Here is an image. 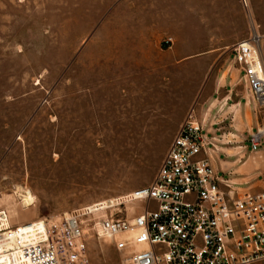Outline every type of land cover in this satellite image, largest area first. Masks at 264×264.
I'll list each match as a JSON object with an SVG mask.
<instances>
[{"label":"rangeland","instance_id":"rangeland-1","mask_svg":"<svg viewBox=\"0 0 264 264\" xmlns=\"http://www.w3.org/2000/svg\"><path fill=\"white\" fill-rule=\"evenodd\" d=\"M254 29L264 0H0V209L39 220L150 185L192 108L243 145L259 120L231 47ZM88 253L124 264L108 239Z\"/></svg>","mask_w":264,"mask_h":264},{"label":"built area","instance_id":"built-area-1","mask_svg":"<svg viewBox=\"0 0 264 264\" xmlns=\"http://www.w3.org/2000/svg\"><path fill=\"white\" fill-rule=\"evenodd\" d=\"M231 51L259 120L249 135L251 151L259 153L264 33L254 29ZM215 150L216 138L192 108L153 183L126 201H99L42 221L13 222L0 209V264H92L90 236L108 239L124 264H264V170L257 185L241 188L218 173Z\"/></svg>","mask_w":264,"mask_h":264},{"label":"crops","instance_id":"crops-1","mask_svg":"<svg viewBox=\"0 0 264 264\" xmlns=\"http://www.w3.org/2000/svg\"><path fill=\"white\" fill-rule=\"evenodd\" d=\"M228 99L231 98L230 95L227 96ZM237 106H241L243 108L242 102H239ZM245 110L244 114L247 118H249V113L251 118H253V111L256 115V111L253 108L252 101H247L245 103ZM253 110V111H252ZM212 107L208 109V112L205 119V128L208 130L209 136H213L217 139V134L220 130V128L215 127L216 122L210 121L212 116ZM243 112V110L241 109ZM257 126L251 125L248 129V137L252 131L256 129ZM216 135V136H214ZM240 146H234V147H225V146H218L216 144L217 150L214 151V154H212L213 157V165L218 171L220 175H222L224 178L230 180L233 183L238 184L241 188L243 184H252L257 185L260 180L253 181V178L255 176L261 175V173L264 170V151H260L259 153H254L251 151V148L248 149L247 145L245 144ZM253 163H261V169L257 173L253 168Z\"/></svg>","mask_w":264,"mask_h":264},{"label":"bare ground","instance_id":"bare-ground-1","mask_svg":"<svg viewBox=\"0 0 264 264\" xmlns=\"http://www.w3.org/2000/svg\"><path fill=\"white\" fill-rule=\"evenodd\" d=\"M129 194H130V193L125 194V195H123V196H117V197H114V198L109 199V200H104L102 203L104 204V206H105V205H108V204H110V203L117 204V203H120V202H122V201H126V199H127V197H128ZM24 198H26V200H30L32 197H30V193H29V194H26V195L24 196ZM106 207H108V206H106ZM102 213H104V211H103ZM42 219H43V218H42ZM42 219H39V220H37V221H42ZM40 226H42V225H40Z\"/></svg>","mask_w":264,"mask_h":264}]
</instances>
